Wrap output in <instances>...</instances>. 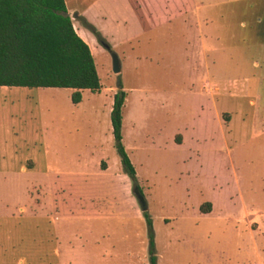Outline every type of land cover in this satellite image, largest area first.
Wrapping results in <instances>:
<instances>
[{
	"label": "rangeland",
	"instance_id": "obj_1",
	"mask_svg": "<svg viewBox=\"0 0 264 264\" xmlns=\"http://www.w3.org/2000/svg\"><path fill=\"white\" fill-rule=\"evenodd\" d=\"M67 2L81 24L84 0ZM92 16L113 36L108 49L96 41L99 91L74 104L72 89L0 88V125L25 132L0 136V195L11 201L0 210L34 197L19 219L0 218V264H148L136 188L157 264H264V0H103ZM119 86L135 182L112 133ZM93 225L113 251H92ZM57 228L78 251H52Z\"/></svg>",
	"mask_w": 264,
	"mask_h": 264
},
{
	"label": "trees",
	"instance_id": "obj_2",
	"mask_svg": "<svg viewBox=\"0 0 264 264\" xmlns=\"http://www.w3.org/2000/svg\"><path fill=\"white\" fill-rule=\"evenodd\" d=\"M100 43L104 40L85 22ZM72 89V102L81 92L101 89L88 44L76 33L65 0H0V87ZM123 87L114 95L112 133L124 172L135 182L136 173L122 144ZM207 214L211 203L200 206ZM148 264H157L152 222L146 211Z\"/></svg>",
	"mask_w": 264,
	"mask_h": 264
},
{
	"label": "crops",
	"instance_id": "obj_3",
	"mask_svg": "<svg viewBox=\"0 0 264 264\" xmlns=\"http://www.w3.org/2000/svg\"><path fill=\"white\" fill-rule=\"evenodd\" d=\"M102 1L103 0H84V3H82V5L80 6L79 13L75 14V18L77 20H79V22L82 24V26H81V24H75L74 19L72 17V12L67 7V5H68L67 3L68 2H67V0H65L67 12L71 16L73 27H74L76 33L88 44V46L90 48V51L92 53L93 58L95 57L94 51H96L98 49V43L99 44H102L104 46L105 45L106 46L107 45L110 46V44L113 42V36L112 35H109L108 36L107 35L108 33L106 34V31L105 30L103 31L102 29H98V27L96 26V21H95L94 17L92 16V9L93 8H98L99 5H100V3ZM189 10L190 11H193L191 7H190ZM165 19H166V21H168L169 24L171 22H173V21L176 22L175 21L177 19L176 6L172 10V13H169V11H168ZM81 20L84 21V22L82 23ZM85 22L88 23V24H90L91 26H93L95 28V30L100 34V36L104 40L103 43H100L97 40L96 36L92 33V31H90L85 26ZM160 26H161V24L160 25L153 26L152 28H149V30H146V31L148 32L150 30H157ZM196 30L199 31L200 30L199 27ZM146 31L145 30L143 31V29H142L141 33L137 36V38L140 37V36H143L144 34H146L147 33ZM133 40H135V39H133ZM119 62H120V59H119ZM0 88H2L3 90H11V88H22V87H9L8 88V87H5V86H1ZM6 88H8V89H6ZM14 123H15V121L12 120V123L10 124L11 126L6 125V126L3 127V126L0 125V136L3 139L4 142L6 141L5 138L7 139V138H13L14 136H16V137H20V136L23 137V136H25L24 129L21 128V127L20 128L18 127L17 129H15L14 126H12V124H14ZM30 132H31L30 134L33 135L32 137L39 138L38 129H35L34 131H30ZM6 150L7 149H3L0 152V160H2L0 162V169L1 168L7 169L8 166H9L8 163L6 161H4V158L7 155V151ZM25 170H26V168H23V171H25ZM8 191H12V194H14L16 196H19L22 193V191H20L18 188H11ZM2 193H4V192H2ZM6 194H7V192H6ZM6 196H5V194L4 195H2V194L0 195V197H1L0 198V203H2L3 205H6L8 202H11L7 198H4ZM33 198L34 197L32 196V194H30V196L28 197V200L26 201V204L25 203H18L19 201L16 202L14 209L11 210L12 211L11 213L5 214V213H2L3 210H0V218L1 219L2 218L3 219L6 218V219H9V220H17V219H19L20 218L19 215H16L15 213L16 212L18 213L21 210L26 211V209H28V208H33V206H34L33 205V201H34ZM6 207H8V205H6ZM35 207H37V205H35ZM26 218H28V217H26ZM101 219H103V218H95V217H92V220H94V221L101 220ZM58 231L59 230L57 228V232ZM76 233H77V231H76ZM76 233H73V234L76 235ZM88 235H90L89 237L92 238V251H113V248H112L111 245H109L110 248H108L102 242L103 239H107L108 238V234H107L106 231L98 230L93 225V226H90V229L88 231ZM56 238H57V246L52 251H78L74 247H70V248L63 247V245L61 244V239H60L59 232H58Z\"/></svg>",
	"mask_w": 264,
	"mask_h": 264
},
{
	"label": "water",
	"instance_id": "obj_4",
	"mask_svg": "<svg viewBox=\"0 0 264 264\" xmlns=\"http://www.w3.org/2000/svg\"><path fill=\"white\" fill-rule=\"evenodd\" d=\"M105 47L108 49V47L105 45ZM112 71L115 74H118L121 72V67H120V62L118 59V56L114 53H112ZM135 195L138 199V201L140 202L143 211L146 210V204H145V200L144 197L138 192L137 188L135 189Z\"/></svg>",
	"mask_w": 264,
	"mask_h": 264
}]
</instances>
